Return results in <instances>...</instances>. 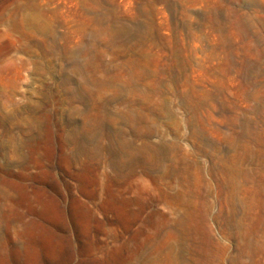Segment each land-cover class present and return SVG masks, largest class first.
I'll use <instances>...</instances> for the list:
<instances>
[{
  "label": "rangeland",
  "instance_id": "rangeland-1",
  "mask_svg": "<svg viewBox=\"0 0 264 264\" xmlns=\"http://www.w3.org/2000/svg\"><path fill=\"white\" fill-rule=\"evenodd\" d=\"M0 264H264V0H0Z\"/></svg>",
  "mask_w": 264,
  "mask_h": 264
}]
</instances>
